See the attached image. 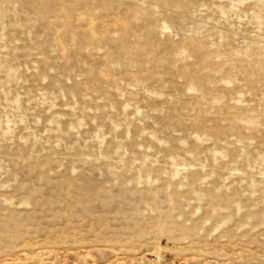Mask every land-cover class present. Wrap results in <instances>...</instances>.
Segmentation results:
<instances>
[{
  "label": "rangeland",
  "instance_id": "1",
  "mask_svg": "<svg viewBox=\"0 0 264 264\" xmlns=\"http://www.w3.org/2000/svg\"><path fill=\"white\" fill-rule=\"evenodd\" d=\"M0 0V264H264V0Z\"/></svg>",
  "mask_w": 264,
  "mask_h": 264
},
{
  "label": "bare ground",
  "instance_id": "2",
  "mask_svg": "<svg viewBox=\"0 0 264 264\" xmlns=\"http://www.w3.org/2000/svg\"><path fill=\"white\" fill-rule=\"evenodd\" d=\"M239 0H235V2H238ZM232 2H234L233 0H232Z\"/></svg>",
  "mask_w": 264,
  "mask_h": 264
}]
</instances>
